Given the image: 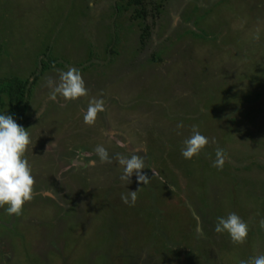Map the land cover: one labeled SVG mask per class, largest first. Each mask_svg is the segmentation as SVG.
Listing matches in <instances>:
<instances>
[{"label": "rangeland", "instance_id": "obj_1", "mask_svg": "<svg viewBox=\"0 0 264 264\" xmlns=\"http://www.w3.org/2000/svg\"><path fill=\"white\" fill-rule=\"evenodd\" d=\"M129 1L0 0V76L30 81L23 127L35 177L20 215L0 209V264H240L264 254V0ZM67 67L80 69L88 96L52 102L47 82ZM91 98L106 111L89 126ZM193 125L215 142L186 160ZM97 145L111 163L98 161ZM138 149L146 186L120 179L117 156ZM128 189H140L134 206L121 201ZM230 212L248 224L243 243L214 231Z\"/></svg>", "mask_w": 264, "mask_h": 264}, {"label": "clouds", "instance_id": "obj_2", "mask_svg": "<svg viewBox=\"0 0 264 264\" xmlns=\"http://www.w3.org/2000/svg\"><path fill=\"white\" fill-rule=\"evenodd\" d=\"M58 71V81L49 79L47 82L50 89L48 100L56 102L58 98H62L64 101L70 102L88 96V89L80 69L67 67V70ZM105 111L103 99H89L86 109L82 110L84 124L94 125L98 114ZM182 127V122H178L177 128ZM214 142V140L210 141L198 130L197 126L193 125L191 135L182 142L181 156L186 160H191L198 156L209 143ZM31 144L29 129L19 125L11 115L0 113V209H3L9 216L20 215L24 205L31 201L35 195L33 168L26 156ZM141 151L143 150L138 149L137 153L129 156L118 155L117 161L122 169L121 180L130 182V178L135 175L137 182L146 186L150 179L143 172L146 165L144 156L138 154ZM94 152L100 163H111V157L103 145H97ZM227 158L225 150L218 147L215 150V159L212 164L214 167L222 169ZM95 164V160L89 162V166L94 167ZM139 190L131 191L128 189L126 194L122 193V203L134 206ZM48 194L47 191L42 193L45 196ZM259 226L264 229V219L259 221ZM196 231L200 235L203 234L199 227ZM214 231L217 234L227 233L234 243H243L248 236L249 227L239 215L230 212L227 216L216 218ZM240 264H264V254L241 260Z\"/></svg>", "mask_w": 264, "mask_h": 264}, {"label": "trees", "instance_id": "obj_3", "mask_svg": "<svg viewBox=\"0 0 264 264\" xmlns=\"http://www.w3.org/2000/svg\"><path fill=\"white\" fill-rule=\"evenodd\" d=\"M143 0H130L129 5L139 7ZM2 46L0 44V57ZM47 67H44V69ZM38 76L35 75V78ZM30 81L18 76H0V113L11 115L19 125H24L30 104Z\"/></svg>", "mask_w": 264, "mask_h": 264}]
</instances>
